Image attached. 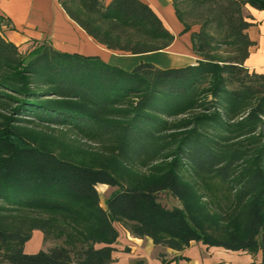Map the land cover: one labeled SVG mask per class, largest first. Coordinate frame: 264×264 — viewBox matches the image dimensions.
Listing matches in <instances>:
<instances>
[{"label": "trees", "instance_id": "16d2710c", "mask_svg": "<svg viewBox=\"0 0 264 264\" xmlns=\"http://www.w3.org/2000/svg\"><path fill=\"white\" fill-rule=\"evenodd\" d=\"M58 1L112 51L176 39L142 0ZM172 1L182 33L199 26L195 64L128 70L46 41L24 52L0 34V264H115L121 226L264 264V72L245 64L256 44L245 9L264 0ZM11 25L0 13V31ZM100 184L116 187L106 207ZM164 192L180 205L163 204ZM37 229L57 243L27 253Z\"/></svg>", "mask_w": 264, "mask_h": 264}, {"label": "crops", "instance_id": "0c3cea01", "mask_svg": "<svg viewBox=\"0 0 264 264\" xmlns=\"http://www.w3.org/2000/svg\"><path fill=\"white\" fill-rule=\"evenodd\" d=\"M110 1L106 0V3ZM142 1L147 3L164 25L176 35L174 42L165 50L144 54H122L109 50L72 20L58 0H0V13L10 17L12 26L15 27V30L3 29L0 34L18 44L22 50L28 42L46 41L58 50L98 55L105 61L128 70L141 62H147V57L156 55L160 56L161 60L153 64L161 68L195 64L198 56L192 50L191 33L198 30L199 26H193L192 30L182 33L184 25L177 17L172 0ZM245 12L253 23L248 33L256 43L252 46L245 64L250 69L264 72V10L247 5ZM121 59L129 60V64L122 63ZM119 230L120 236L114 244L115 264H166L159 256L161 253L167 254L169 264H248L255 258L257 261L261 259V253L254 256L247 251H233L196 241L178 251L157 245L148 236L136 237L122 226ZM215 254L217 256L213 258ZM236 258H242V262L224 261Z\"/></svg>", "mask_w": 264, "mask_h": 264}, {"label": "rangeland", "instance_id": "374dc122", "mask_svg": "<svg viewBox=\"0 0 264 264\" xmlns=\"http://www.w3.org/2000/svg\"><path fill=\"white\" fill-rule=\"evenodd\" d=\"M245 14L248 15L247 12H245ZM12 27V25H11ZM4 29L9 30L8 28L4 27ZM32 42H28L27 45L23 46V50L26 51L28 50V48H31L30 46L32 45ZM161 58L160 56H151V57H147V62L150 63H155V62H160ZM122 63L124 64H129V60L126 59H121ZM116 189V187L108 185V184H100L98 185V190L101 196V204L103 207H106L105 205V201L106 199L110 196V194ZM160 200L163 204L167 205L168 207L172 208L174 206H179L180 203L177 199H175L170 193L168 192H164L161 193L160 196ZM119 226V225H118ZM57 242L56 241H46L44 239V235L43 232L39 229L34 230L32 238L27 241L25 243L24 249L25 252L27 253H35L38 251H47L50 247H52L53 245H55ZM167 256V254H165ZM160 256V255H159ZM217 256V254H215L213 256V258H215ZM257 256V255H254ZM256 260V258H255ZM225 262H242V258H236V259H230V260H224ZM223 264H227V263H223Z\"/></svg>", "mask_w": 264, "mask_h": 264}]
</instances>
